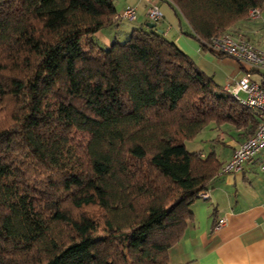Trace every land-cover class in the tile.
Segmentation results:
<instances>
[{"label": "trees", "instance_id": "trees-1", "mask_svg": "<svg viewBox=\"0 0 264 264\" xmlns=\"http://www.w3.org/2000/svg\"><path fill=\"white\" fill-rule=\"evenodd\" d=\"M163 1L218 56L212 37L264 11ZM117 13L113 0H0V264H168L222 167L183 141L259 123L156 27L94 42Z\"/></svg>", "mask_w": 264, "mask_h": 264}, {"label": "crops", "instance_id": "crops-1", "mask_svg": "<svg viewBox=\"0 0 264 264\" xmlns=\"http://www.w3.org/2000/svg\"><path fill=\"white\" fill-rule=\"evenodd\" d=\"M113 2L117 12L126 5L136 7V17L127 20L131 22L123 24L125 30L122 32L125 36L130 28L145 25L150 21L146 13L147 8L150 5H157L162 15L155 22L156 28L161 29L167 38L173 40L187 54H191L197 66L211 75L210 66L213 59L207 54L204 55L190 37L182 34L183 19L165 1L114 0ZM261 18L264 19V11L260 12L259 18H249L250 23H244L247 27L243 26V33L237 31V35L244 37L243 35L253 34L249 30L253 28L256 30L257 25L254 20ZM241 27L239 26V29ZM99 34L104 38L97 39L95 35ZM113 34L116 35L115 30L112 32L110 28H105L94 33L92 38L98 45L106 46L117 37H113ZM251 42L259 46L255 41L251 40ZM243 71L244 68L242 73ZM225 82L221 85L223 86ZM208 125H211L212 131L217 132L214 139L223 147L222 158L214 147L209 152H215L223 166L230 159L233 149L246 137L241 128H235L227 123L216 125L211 122ZM211 134L214 135L213 132ZM214 139L212 138L211 141ZM197 152L201 155L209 153H204L202 150ZM206 191L208 197L198 196L194 199L191 206L192 219L180 239L169 248L168 264H264V148L243 162L237 171L220 169L209 181ZM220 219H224L225 223L216 228V223Z\"/></svg>", "mask_w": 264, "mask_h": 264}, {"label": "built area", "instance_id": "built-area-1", "mask_svg": "<svg viewBox=\"0 0 264 264\" xmlns=\"http://www.w3.org/2000/svg\"><path fill=\"white\" fill-rule=\"evenodd\" d=\"M146 13L152 22H157L162 15L157 5H150ZM249 16L259 18L260 11L253 8L249 11ZM135 17L136 7L133 5H126L116 15L119 20H133ZM209 46L215 51L235 58L242 66H246L241 76L229 81L223 89L240 104L257 111L259 118L254 132L233 149L230 159L221 167V171H237L243 162L264 148V47H259L247 38L229 32L212 37ZM240 93L244 94V97ZM199 196L206 198L208 193L203 190ZM224 223L225 220L220 219L215 227H221Z\"/></svg>", "mask_w": 264, "mask_h": 264}, {"label": "rangeland", "instance_id": "rangeland-1", "mask_svg": "<svg viewBox=\"0 0 264 264\" xmlns=\"http://www.w3.org/2000/svg\"><path fill=\"white\" fill-rule=\"evenodd\" d=\"M254 21H256V25H257L256 30H255V28H253V29L249 30L253 34H246L243 36H244V38L247 36L248 40L250 39L249 40L250 42H251V40L255 41V43H258L259 46L263 47L264 46V19H262V18L261 19H255ZM129 22H131V21L125 20V21L119 22L116 25L110 27V30H112V32H114V30L116 31V35L113 34L112 36L113 37L117 36V39L122 42L126 37L125 34L123 33L125 30V26L123 24L129 23ZM244 23H250V22H248V19L240 21L237 23V25L231 26L230 28H228L227 32H229L230 34H233V35H237L238 32L243 33V26L247 27L246 26L247 24L245 25ZM239 26H242L241 29H239ZM131 29L132 28H130L129 31ZM188 30H189V27L184 22L183 23V30L181 31L182 34H184V32L188 31ZM184 35H186V34H184ZM95 37H97V39H100V40L104 38L103 35H101V34L95 35ZM192 40L194 42H196L200 51L202 53H204V55L207 54L210 56L211 59H213V62L210 66L211 75L213 76L214 82L216 84H218V86H220V88H222L224 85H226L232 79H236L241 75V73H242L241 67L242 66H241V64H239V62L237 60H234L233 58H230L227 56H218L217 54L212 53L210 51H203L201 49L199 43L195 39H192ZM188 55L191 56V54H188ZM244 67H246V66H244ZM224 82H225V84L222 86L221 84ZM240 95L244 97V94L240 93ZM210 127H211V125H207L201 131V133H199L196 137H194L192 139H185L183 141L184 145L188 151H201L202 150L204 153L209 152L210 149H212V147H214V149H216V152L218 153L219 157L222 158L221 150L223 147H222L220 142H218L216 139H214V138H216L215 136H216L217 132L212 131V129H210ZM211 132H213L214 135H212ZM206 135H208V136L205 138ZM212 138L214 140L211 141ZM254 155H256V153ZM90 210H91V208L86 209L87 212Z\"/></svg>", "mask_w": 264, "mask_h": 264}, {"label": "water", "instance_id": "water-1", "mask_svg": "<svg viewBox=\"0 0 264 264\" xmlns=\"http://www.w3.org/2000/svg\"><path fill=\"white\" fill-rule=\"evenodd\" d=\"M145 25L148 26V27H150V28L156 27L155 22H151V21H147V22L145 23ZM157 30H158V31H161V29H158V28H157Z\"/></svg>", "mask_w": 264, "mask_h": 264}]
</instances>
